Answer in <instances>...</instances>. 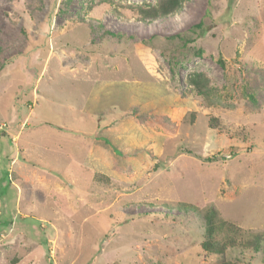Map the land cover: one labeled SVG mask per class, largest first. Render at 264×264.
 I'll return each mask as SVG.
<instances>
[{
	"label": "rangeland",
	"instance_id": "374dc122",
	"mask_svg": "<svg viewBox=\"0 0 264 264\" xmlns=\"http://www.w3.org/2000/svg\"><path fill=\"white\" fill-rule=\"evenodd\" d=\"M158 1L0 0V264H215L211 208L264 231V0Z\"/></svg>",
	"mask_w": 264,
	"mask_h": 264
},
{
	"label": "trees",
	"instance_id": "16d2710c",
	"mask_svg": "<svg viewBox=\"0 0 264 264\" xmlns=\"http://www.w3.org/2000/svg\"><path fill=\"white\" fill-rule=\"evenodd\" d=\"M180 8V0H159L157 5L149 6L147 10L140 8L145 19L157 21L160 17H167ZM209 27L204 19L190 28L192 37L186 38L177 35L175 37L185 39L184 44L195 41L203 37ZM203 76H194L189 80L199 93H204L205 86ZM209 128L213 129L217 125L216 118L208 115ZM212 161V160H207ZM192 208V206H189ZM198 213V210H195ZM200 213V212H199ZM204 219V216L202 217ZM203 240L201 247L205 252L212 255L221 253L215 264H240L238 256L250 253L252 257L260 259L264 263V231L259 233H248L231 222L218 216L214 208L209 209L205 214V224L203 225ZM226 251L229 253L226 254ZM235 254L237 257H234Z\"/></svg>",
	"mask_w": 264,
	"mask_h": 264
},
{
	"label": "crops",
	"instance_id": "0c3cea01",
	"mask_svg": "<svg viewBox=\"0 0 264 264\" xmlns=\"http://www.w3.org/2000/svg\"><path fill=\"white\" fill-rule=\"evenodd\" d=\"M17 161H16V159L15 160H12L11 161V164H15Z\"/></svg>",
	"mask_w": 264,
	"mask_h": 264
}]
</instances>
